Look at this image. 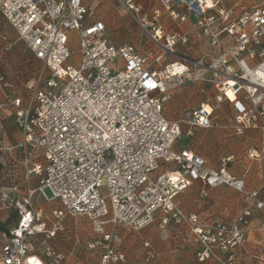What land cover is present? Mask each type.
I'll return each mask as SVG.
<instances>
[{"label": "built area", "instance_id": "2783aa9c", "mask_svg": "<svg viewBox=\"0 0 264 264\" xmlns=\"http://www.w3.org/2000/svg\"><path fill=\"white\" fill-rule=\"evenodd\" d=\"M115 1L156 47L152 57L129 43L111 42L103 21L87 19L83 0H0V14L39 63L22 85L25 94L0 71V115L10 112L22 136L16 144H0L12 158L21 152L22 167L21 184L0 193L18 214L0 231V264H44L31 253L30 239L55 236L67 219L78 217L90 224L95 239L86 248H100L99 264H126L117 225L138 231L157 220L161 238L169 224L185 227L186 241L201 246L199 261L235 264L233 250L244 246L252 206L264 210V200L250 193L252 205L231 221L203 223L183 211L175 198L194 182L244 193V181L224 164L209 168L197 153L175 150L182 119L167 118L163 105L174 88L202 84L232 104L237 131L264 130V0L239 11L223 0H160L177 22L190 13L195 29L215 48L188 60L177 55V47L189 42L187 33H164L134 0ZM166 56L175 59L161 64ZM210 112L200 104L183 115L192 125L210 127ZM35 195L59 207L47 215ZM144 246L147 263L157 253ZM46 252L52 264L64 257Z\"/></svg>", "mask_w": 264, "mask_h": 264}, {"label": "crops", "instance_id": "0c3cea01", "mask_svg": "<svg viewBox=\"0 0 264 264\" xmlns=\"http://www.w3.org/2000/svg\"><path fill=\"white\" fill-rule=\"evenodd\" d=\"M134 2L141 6L142 12L161 26L164 33L176 30L187 33L188 44L177 47V55L182 59H194L202 53L215 51V48L209 46L206 39L195 29L190 13H187L185 21L177 22L168 15L160 0H134ZM83 3L88 10L89 21L101 20L105 23V30L111 42L129 43L140 54H147L150 57L156 54L157 49L154 44L115 0H83ZM260 4L261 0H223L225 7H233L236 11L243 8L251 9ZM155 12L156 16H154ZM31 58L34 60L14 29L0 14V71H8L5 73L9 77H15L22 82ZM174 59L175 56H166L161 64ZM197 85L200 86L198 90L207 92L204 88L206 85ZM194 88L195 86L174 88L163 105V112L167 118L182 119L181 133L174 144V149H187L197 153L205 159V165L209 168L218 169L224 164L228 173L243 179L244 193H239L225 185L204 187L201 183L194 182L176 196L175 202L183 211L197 214L203 223L213 219L231 221L239 210L249 204L252 205L250 193L255 192L256 199L264 200V154L261 153L264 130L244 128L237 131L234 120L236 112L232 104L223 96L218 99L217 90L212 97L197 96L198 92L195 93ZM200 104L211 110L210 127L192 125L184 119L185 110L197 108ZM1 115L9 124L15 123L14 116L7 110H2ZM13 128L16 129L14 135L19 134L20 130L17 126ZM252 208L253 214L245 228L244 246L233 250L235 264H264V230L260 227L264 210H257L254 206ZM51 225L48 221L47 226L50 228ZM78 225L65 223V229L52 237L36 234L32 238L39 242V246L34 251L30 242L31 253L37 255L44 264H52L54 257L47 255V249L59 253L66 247L62 244L72 238L69 251L66 254L61 251L64 257L56 264H99L100 248L96 247L92 250L86 248V243L95 239L91 227L86 225L83 230L81 227L78 229ZM168 226L166 236L161 238L158 220L138 231L117 225L115 231L121 238L117 247L125 253L126 264H214L212 259L203 262L197 259L196 252L201 246L199 243L186 241L185 237L188 233L185 227L171 228L170 224ZM106 230H110V227L107 226ZM74 238H78L79 243H75ZM145 243H149L157 253V257L147 263L144 262ZM60 246L63 248L60 249Z\"/></svg>", "mask_w": 264, "mask_h": 264}, {"label": "rangeland", "instance_id": "374dc122", "mask_svg": "<svg viewBox=\"0 0 264 264\" xmlns=\"http://www.w3.org/2000/svg\"><path fill=\"white\" fill-rule=\"evenodd\" d=\"M38 68H39V63L32 60V58H31L29 65H28L27 72L24 75L25 78H24V80H22V82H21V80L16 79L15 77L14 78L11 77L14 84H15V87L20 92H22L23 94H25L23 87H22L23 83L27 79L32 78ZM3 72L7 73L8 71H3ZM14 74L16 75V73H14ZM184 86L188 87V88L195 86V88H194L195 93L198 92L197 96L198 95H206V96L212 97L213 94L215 93V88H213V87L210 88V86L204 87L207 89V92H204V93L201 92L200 90H198V89H200V86H198L197 84H186V83H184L181 87H184ZM209 89H212V90H209ZM4 120L5 119H2V115H0V144L3 146L16 144L22 138L21 133L19 132V134L17 133L16 135H14V131H16V129L13 128L15 126V123L9 124L8 122H6ZM3 131H5V133ZM12 154L15 156L14 158H12L11 155L6 150H4V149L0 150V193L7 186H12L14 184H18V185L21 184L22 167H21L20 163L18 162L20 157H21V152L19 150H16ZM33 185H34V183H33ZM34 203L37 206L41 207L43 212L47 215L49 214V210L51 208L59 207V204L57 202H55V203L44 202L37 195H35V197H34ZM17 218H18L17 212L14 211L12 208H10L7 205V202L4 201L3 199H1V196H0V223H4L5 227L8 228L15 223ZM51 221H52V219L49 220V222H51ZM65 223L71 224L72 226L79 224L77 226L78 229L81 227V229L83 228V230H84L86 225L90 228L89 222L84 217H78L76 219L69 218L65 221ZM82 232H84V231H82ZM69 234H72V233H69ZM71 239L72 238L68 239L66 243L62 244L63 246L64 245L66 246L65 248H63V246H60V249L63 248V250H61V251H63V253H65V254H66V252L69 251L68 248H69V244L71 243ZM47 241H48V239H47ZM30 242L32 245V250L36 251L38 249L39 242L37 240H35L34 238H31ZM61 251H59V254L62 253ZM55 253L57 254L58 252H55Z\"/></svg>", "mask_w": 264, "mask_h": 264}, {"label": "trees", "instance_id": "16d2710c", "mask_svg": "<svg viewBox=\"0 0 264 264\" xmlns=\"http://www.w3.org/2000/svg\"><path fill=\"white\" fill-rule=\"evenodd\" d=\"M8 228L5 227L4 223H0V231H7Z\"/></svg>", "mask_w": 264, "mask_h": 264}, {"label": "bare ground", "instance_id": "6f19581e", "mask_svg": "<svg viewBox=\"0 0 264 264\" xmlns=\"http://www.w3.org/2000/svg\"><path fill=\"white\" fill-rule=\"evenodd\" d=\"M227 94H228V96H232V94L230 92H227ZM30 258H31L30 262H34L36 260V258L34 256H31Z\"/></svg>", "mask_w": 264, "mask_h": 264}]
</instances>
